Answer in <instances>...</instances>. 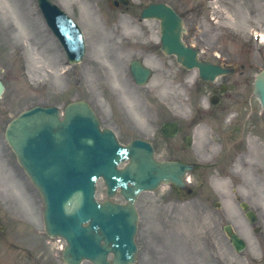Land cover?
Listing matches in <instances>:
<instances>
[{"label":"rangeland","instance_id":"obj_1","mask_svg":"<svg viewBox=\"0 0 264 264\" xmlns=\"http://www.w3.org/2000/svg\"><path fill=\"white\" fill-rule=\"evenodd\" d=\"M68 1L74 8L65 2L61 3V5L73 17L77 19H79V16L81 17L86 30L85 33L90 36L92 41V66H89L88 61H86L77 67L73 73L69 72L67 79H65V81L67 80L66 92L60 94L59 90L52 85H56L63 80L59 79L61 72L65 69L63 66L61 67L63 53L45 25L35 0H0V76L4 77L8 86L5 98L0 101V204L5 207V211L17 214L20 217L24 218L25 214H28L27 216H30V218H35L33 221L37 227H40L41 224L40 220V224L37 222L39 216L37 203H33V205V200H26L27 205L31 208L23 213V211L21 212L18 209V204L12 198L19 192V184L14 182V178L24 176L16 163L14 154L4 140V131L7 124L11 118L27 107V105L41 102L42 104L65 106L68 102L75 99L73 98L74 92H77L78 94L75 96L86 98L91 103L94 100L93 102L97 106L102 104V108L107 113V117L104 118L105 122L113 126H119L121 121L111 112L108 105L109 99L113 95V91L115 93L120 92L123 96H127V93L131 92L136 98L141 97L139 102L133 101L135 106L141 101L146 103L144 115L145 117L149 116L152 119V123L142 127L143 130L137 132L134 129L125 131V127H114L119 131L124 141L137 136V133L140 136L153 138L154 131L159 126V110L157 109L155 114L156 107L154 106L149 112L148 103L157 106L155 99H160V103H165L169 106L170 111L181 119L188 116L191 109L190 102L185 95L186 86L178 82L184 73L179 70L173 58L170 59L162 54L152 55L151 62H148L157 69V74L150 85L151 89L159 87L160 93L152 94L156 97L155 99L152 98L151 93L147 90L138 89L132 91L129 80L127 78L126 80L124 79L125 73L128 72L127 65L131 59L138 57L133 55L134 53L132 52L127 54L128 50L135 49L141 45L144 46L141 48L145 50L158 51L159 25L155 21H140L142 8L154 0H133L131 8L128 11L124 10V12L123 10L112 11L109 8L108 0ZM155 1H167L179 5V1L182 0ZM202 1L197 0L195 5L199 6ZM204 1V17L202 16L203 18L198 20L197 27L205 28L203 34H205L207 45L220 43L224 44L228 49L233 47L240 48V38L250 40L253 44L255 49L253 52H248L250 49L248 46L242 47L246 50H244L246 54L249 55L250 63L254 65L252 73L245 79L247 83H244L241 95L235 99L243 102L238 107H224L222 110L227 108L239 110L241 112L240 116L243 117L247 112L250 113L252 108L255 110L252 113V117L255 118V115L260 114L262 110L259 103L254 98H251V95L248 98V94L252 92L253 77L257 72L264 69V42L262 44L255 42V44L252 41L251 32L254 28L256 31H261L264 35V0H220L218 3L212 4L214 9L209 2ZM237 35L239 40L234 39ZM218 40L220 41L219 43ZM97 53L103 54L100 59H98ZM85 77L86 79H92V82L96 83L98 99L93 98L92 93L88 90L90 84H84L80 80L78 82V79H85ZM196 77L197 75L193 73L187 83L195 80ZM45 85H49V87L47 88ZM126 88L127 93L124 91ZM71 91L73 92L69 93ZM141 91H147V93ZM100 97H106L107 102ZM199 103L204 105V101ZM135 111L137 112L136 108ZM136 115L137 122H139L138 119L142 120L138 113ZM253 119L251 118V121ZM261 120L264 127V117ZM224 123L228 125L227 122ZM206 127H211V124L206 125ZM242 127H254V125L249 122L245 126L242 125ZM252 141H254L253 144L256 148H259V145L264 146L263 137L258 133H254L253 128H251L248 138L245 139V144L249 146ZM204 148H199V145L195 146L192 149V154L194 156L201 155V152L205 153ZM217 150L218 147L210 152L216 154ZM170 155L169 145L161 143L159 156L166 158L170 157ZM255 156L248 160L249 163H246L245 159H243L244 162L241 165H237L238 173L232 174L230 169L228 170L229 174L226 176L215 172L214 176L207 182V186L216 189L224 200V209L227 213V217L225 213V223L231 222L235 225V229L240 235L248 240L249 249L242 255L235 253L226 235L223 234L221 227L218 226L223 212L219 213L209 210L202 214L196 210H188L179 206L185 209L189 215H178V221L190 218L195 224L199 222L195 226L197 227L195 231L202 234V238H199V241L192 231L188 229L187 225H182L179 228V234L182 232L183 237L189 235L192 243H199V248H202L204 253L201 257H198V254L195 257L193 256V264H219V258L220 264H252V257L259 260L264 258V233L262 237L260 235L255 236L248 222L239 213L237 205H233L231 201L233 197L232 190L237 188L240 193L242 192L243 197L250 201L259 212L264 228V156ZM11 171H15L17 174L13 176ZM198 177L199 175L196 174L192 179L198 181ZM13 188L18 189V191L15 193ZM170 189L164 187L157 194L143 198L138 203L143 221L139 236L140 249L143 256L146 254V257H149V253L147 254L145 251L147 242H145L144 235L150 233V228L146 229V226L149 222L151 207L158 203H164L166 200L172 199L175 201L174 197L169 196ZM101 195H103L102 190ZM22 197L24 198V207L25 197L23 195ZM175 202L174 204L177 205ZM171 213L172 211H170ZM0 215L1 217L4 216L2 210H0ZM206 222H210L211 226L205 225L204 223ZM37 227L32 229V227L23 226L24 230L30 231L29 234L37 233ZM179 238L178 236L177 240ZM25 242L27 243V241ZM180 243L184 245L180 247L183 253H176L172 256L177 258V260L170 264H190L191 256L189 258L185 239L182 238ZM63 244V242H54V250H57L58 246ZM194 244L193 246L195 247ZM45 253L50 254L51 252L48 250ZM11 260H5L4 264H12Z\"/></svg>","mask_w":264,"mask_h":264},{"label":"water","instance_id":"obj_2","mask_svg":"<svg viewBox=\"0 0 264 264\" xmlns=\"http://www.w3.org/2000/svg\"><path fill=\"white\" fill-rule=\"evenodd\" d=\"M52 12L53 14L50 15L52 27L66 41L70 47V51H74L72 48L73 43L69 40V38H67V33L63 32V24H68L67 28L71 29L75 37L79 36L78 31L74 30V26L67 20L66 17L54 16L55 11ZM143 17L157 18L161 20L162 50L167 55H176L178 57V61L187 68L198 66L201 71V76L205 80H212L217 74L222 72V70L219 68L197 62L196 52L190 48H187L182 42L181 37L184 30L183 22L170 7L166 5H151L147 10H145ZM137 70L138 76H141L143 79H145L149 73L148 70H144L141 67H137ZM3 91L4 88L0 82V97ZM257 94L264 103V72L258 77L257 80ZM22 117L24 120H22L20 123H18V121L14 122V124L9 128L7 136L8 141H10V143L16 149L23 165H26L30 159L33 161V164H37L36 158L41 156L40 153L43 154L44 147H49V149H51V147H54L53 145L60 144L61 139L63 140L66 138V140H70V137H78V134L75 133L77 129L74 127L75 121H79L80 125L84 127H87L88 122H95V124L98 125L95 115L86 104H77L68 108L66 111L65 122H61L59 120L57 109L35 108L23 114ZM78 119L86 121H80ZM46 123L48 127H45V130L42 129L40 142H35V137L27 136L26 132L24 131L25 129H32L35 131V128L42 127L43 124ZM60 136H62L61 139ZM17 140L25 143L26 145H29L30 142H34L36 148L23 146L21 149H19V146L16 144ZM127 150L128 154L132 155L137 160V167L136 170L132 172L134 175L132 176L134 181L138 183L141 189H153L157 187L159 182L162 180H166V182L172 181L178 185H183L181 178L187 167L180 166L178 164H160L153 162V151L147 144L134 143L132 146L128 147ZM144 151L146 153H144ZM62 188L66 190L68 187ZM132 201L134 202V200ZM72 205H74V203H72ZM74 208L75 207L73 206V209ZM120 213L123 214L125 222L130 224L129 232H132L131 237L133 239L136 229L135 225L137 222V213L133 210H128L127 212H123L122 210ZM227 230L236 249L238 251L243 250L245 248V243L240 240L231 229ZM73 242L74 243L72 244L70 241V250L68 253H66V261L69 264L72 262V258L74 261H79L80 258L84 256L83 252L88 250L86 247L87 244H82L78 242V240H73ZM108 243L109 245H99V243H96L98 251L95 257H92V259L97 263L110 264L106 261V257L111 251L116 255V264H130L134 261L136 251L132 247L131 242L123 241L114 243L112 242V239H110ZM89 245L91 246L92 244L90 243Z\"/></svg>","mask_w":264,"mask_h":264},{"label":"flooded vegetation","instance_id":"obj_3","mask_svg":"<svg viewBox=\"0 0 264 264\" xmlns=\"http://www.w3.org/2000/svg\"><path fill=\"white\" fill-rule=\"evenodd\" d=\"M205 53V52H204ZM222 58L223 59H225V60H230L231 59V56L229 55V56H227V57H225V55L224 54H222ZM229 62H231L232 64L230 65V64H228V63H225L226 65H229V66H231V67H233L234 68V63H233V61H229ZM241 67H245V65L243 64ZM235 69V68H234ZM235 74V71H234V73L232 74V75H234ZM244 75V72H241L240 73V76H243ZM189 130H191V127H179V133H178V135L175 137V139H177L176 140V144H178L177 146H176V148H180V147H183L184 146V144L186 143V140H187V138L190 136V134L189 133H187ZM174 146H175V144H174Z\"/></svg>","mask_w":264,"mask_h":264}]
</instances>
